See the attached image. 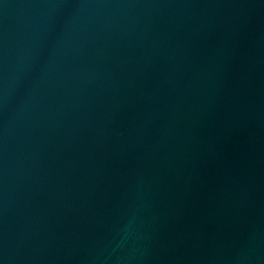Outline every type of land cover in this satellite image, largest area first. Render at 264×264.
<instances>
[{
	"label": "water",
	"instance_id": "water-1",
	"mask_svg": "<svg viewBox=\"0 0 264 264\" xmlns=\"http://www.w3.org/2000/svg\"><path fill=\"white\" fill-rule=\"evenodd\" d=\"M0 264H264V0H0Z\"/></svg>",
	"mask_w": 264,
	"mask_h": 264
}]
</instances>
